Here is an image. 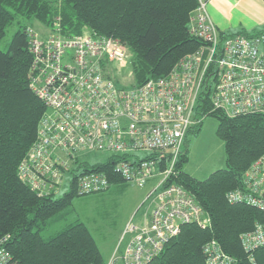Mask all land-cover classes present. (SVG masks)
Returning <instances> with one entry per match:
<instances>
[{
	"label": "trees",
	"instance_id": "trees-1",
	"mask_svg": "<svg viewBox=\"0 0 264 264\" xmlns=\"http://www.w3.org/2000/svg\"><path fill=\"white\" fill-rule=\"evenodd\" d=\"M198 6L199 0H0V42L7 28L17 25L7 49H0V238L10 236L8 249L16 264H106L108 260H104L90 230L79 220L47 236L42 233L65 219L74 199L105 192L115 185H134L114 173L118 156L108 154L106 161L96 163L86 159L90 153L103 152L78 155L62 183L44 192L20 177L19 166L38 142L47 111L29 83L33 57L27 30L38 34L30 26L32 22L38 21L50 34L65 38L85 29L118 40L128 48L125 68L132 81L124 85L116 76L113 80L132 88L167 75L178 61L203 45L190 31ZM261 33L264 24L255 31H222L220 39ZM211 95L202 83L192 109L197 123L188 129L182 147L189 133L199 132L205 117H213L217 122L215 135L224 147L225 168L197 179L183 170L188 156L181 148L174 174L168 180L194 199L209 218V225L183 224L178 234L145 264H207L204 248L212 240L235 264H264V244L248 253L240 241L242 234L253 231L256 224L261 225L264 234V211L243 202L229 203L226 198L232 190L251 193L247 175L264 156V115L228 116L213 106ZM152 155L159 157V153ZM90 174L102 175L106 185L99 191L83 193L81 179ZM65 183L69 190L54 197ZM262 183L255 197L264 201ZM127 240L120 233L109 258L115 250L120 254Z\"/></svg>",
	"mask_w": 264,
	"mask_h": 264
},
{
	"label": "built area",
	"instance_id": "built-area-1",
	"mask_svg": "<svg viewBox=\"0 0 264 264\" xmlns=\"http://www.w3.org/2000/svg\"><path fill=\"white\" fill-rule=\"evenodd\" d=\"M190 31L202 41L199 49L178 61L167 75L124 88L113 80L128 60V48L118 40L85 29L70 38L41 37L27 30L33 57L29 83L47 111L38 142L19 166L20 177L44 192L62 183L78 155L103 152L118 156L115 174L136 186L150 187L142 224L126 226L125 247L120 254L115 250L106 264H145L183 224L209 225L194 199L168 181L184 137L197 123L192 109L202 83L211 90L213 106L228 116L264 115V33L220 39L222 31L202 0L191 18ZM247 179L251 193L232 190L227 201L264 211V201L255 197L264 181V156ZM105 185L100 174L87 175L80 183L83 193ZM9 239V235L0 238V264H16ZM240 239L244 250L252 253L264 244L261 225ZM204 252L207 264H235L215 240L206 244Z\"/></svg>",
	"mask_w": 264,
	"mask_h": 264
},
{
	"label": "rangeland",
	"instance_id": "rangeland-1",
	"mask_svg": "<svg viewBox=\"0 0 264 264\" xmlns=\"http://www.w3.org/2000/svg\"><path fill=\"white\" fill-rule=\"evenodd\" d=\"M30 26L42 37L51 33L38 21H33ZM16 30V24L7 28L5 36L0 42L1 50L7 49ZM117 73V78L122 84L129 85L131 83L132 76L127 68L118 69ZM216 126L215 118L205 117L199 132L197 134L189 133L185 146L182 147L188 156V162L184 165L183 170L200 180L205 179L215 170L225 168L224 147L222 141L215 135ZM86 159L91 163L104 162L108 159V154L90 153ZM63 187L54 197H59L69 190L67 183ZM149 188V185L147 187L135 185L119 187V185H115L102 193L78 197L72 202L71 212L65 219L55 223L42 234L47 236L65 224L79 220L90 230L106 261L119 234L123 235L124 233L123 238H127L129 231L125 229L126 226L129 223L136 225L137 222L142 223V217L149 205V201L143 204L149 193Z\"/></svg>",
	"mask_w": 264,
	"mask_h": 264
},
{
	"label": "crops",
	"instance_id": "crops-1",
	"mask_svg": "<svg viewBox=\"0 0 264 264\" xmlns=\"http://www.w3.org/2000/svg\"><path fill=\"white\" fill-rule=\"evenodd\" d=\"M220 31H255L264 24L263 0H202Z\"/></svg>",
	"mask_w": 264,
	"mask_h": 264
}]
</instances>
